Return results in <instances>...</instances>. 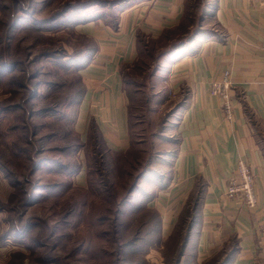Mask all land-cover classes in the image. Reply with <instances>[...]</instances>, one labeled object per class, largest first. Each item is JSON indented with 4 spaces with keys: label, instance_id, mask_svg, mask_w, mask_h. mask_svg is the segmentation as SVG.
<instances>
[{
    "label": "rangeland",
    "instance_id": "1",
    "mask_svg": "<svg viewBox=\"0 0 264 264\" xmlns=\"http://www.w3.org/2000/svg\"><path fill=\"white\" fill-rule=\"evenodd\" d=\"M88 1L0 0V264H171L180 246V233L166 246L154 233L142 240V226L129 244L139 224L140 216L132 215L139 192L129 198L119 218L115 215L133 178L154 169L165 153L175 152L174 109L179 99L157 85L160 67L153 66L158 52L149 51V40L142 41L138 55L122 71L129 153H95L88 146L74 161L61 149L71 138L74 77L59 73V65L67 53L87 42L77 31L64 28L62 7L71 2L77 8ZM93 1L110 7L112 0ZM203 2L188 1L185 26L174 40L201 26ZM53 14L61 17L59 22L42 33L40 21ZM205 23L206 28L217 27L210 18ZM138 59L147 64L146 70L135 69ZM4 64L13 67L2 69ZM32 95L34 102L28 99ZM77 129L84 134L85 126ZM79 164L80 172L70 177ZM138 182L148 184L147 178ZM180 264L208 263L197 261L188 245Z\"/></svg>",
    "mask_w": 264,
    "mask_h": 264
},
{
    "label": "crops",
    "instance_id": "2",
    "mask_svg": "<svg viewBox=\"0 0 264 264\" xmlns=\"http://www.w3.org/2000/svg\"><path fill=\"white\" fill-rule=\"evenodd\" d=\"M184 2L128 0L116 9L115 26L102 20L77 26L95 44L92 58L79 69L84 92L75 129L83 140L92 120L109 149L128 148L120 65L134 60L138 34L157 38L177 25ZM211 10L215 34L168 56L158 72L157 85L183 102L174 113L177 143L170 174L148 206L157 211L166 239L199 178L204 186L189 240L196 260L206 262L233 237L238 248L229 264H264V0H212ZM225 70L233 82L230 119L209 92L210 82ZM81 124L84 138L77 129ZM240 159L254 177L252 209L240 198L224 196Z\"/></svg>",
    "mask_w": 264,
    "mask_h": 264
},
{
    "label": "trees",
    "instance_id": "3",
    "mask_svg": "<svg viewBox=\"0 0 264 264\" xmlns=\"http://www.w3.org/2000/svg\"><path fill=\"white\" fill-rule=\"evenodd\" d=\"M126 1H128V0H112L110 2L111 6L106 7L105 4L100 5L99 2L90 0L86 4L81 5L77 8H72L71 2H67L62 7V13H64V15L62 16L61 21H62V25L64 26V28H66V27L72 28L74 31L78 32L77 33L78 35H80L81 37H84L87 40L86 43H83L81 45H77L75 47V49L71 51V53H67V55L64 58V61L62 62L61 65H59L61 67V69L59 68V70H58L59 73L64 74V76L65 75L66 76L73 75V77H74V89H73V94H72L73 100L71 102H69V104L74 105L73 111L71 110L73 112L72 113L73 118L71 120L72 123H71V126L68 125V130H69V134L71 135V138H68L64 143L65 147L61 148L63 151L68 150L69 151V157L73 158L74 161L76 160L75 157L78 156V153H80V150H83V152L85 154V150L87 149L88 146L95 153H97V151L103 150L107 153L123 154L122 157H125V155L129 153V151L131 150V147H132L130 131H129V146H128V148L125 151H114V150L109 149L106 146V143H105L97 125L92 120H90V122L87 126L86 138L84 141L81 139L80 134L75 129L76 113H77L78 105L80 103V100H81L83 92H84V86H83L81 79H80L79 69L92 58L93 53L95 51L94 41L90 37L86 36L85 34L81 33L80 31H78L77 26L82 24V23H85V22L97 21V20H102L109 25L115 26L116 9H119L121 7V5L124 4ZM188 1L189 0H185V2H184V9H183L182 17H181V19L177 25L170 27L168 29H165L157 38H150V37H147L143 34L137 35V37H136V54L137 55H138L137 52H139V50H138L139 46L142 43V41H144V40H147V41L149 40L150 45H151L149 51L151 53L156 51V50L158 52L156 55L157 61L154 64L153 68L157 64H158L157 67H161L162 61L166 57L172 55L173 53L184 48L185 46H188V45L195 43L199 37L215 34L216 29L206 28L204 25V24H206L205 20H207L208 18H210V19L213 18L212 17V10H211L212 0H204L203 5L201 7V9H202L201 26L197 27V29L193 30L190 34L189 33L187 34V32H185L182 35L183 36L182 38L174 40L176 38V36H178L180 34V32H178V30L181 27L184 28V26H185L184 17H185V12H186V4L188 3ZM60 18L61 17L54 15L51 18L42 19L40 21V23L43 24L41 32L42 33L47 32L48 31L47 25H50V24L55 23V22H59L58 20H60ZM215 26H217L216 22H215ZM49 30H51V29H49ZM50 32L52 33V31H50ZM162 49H164V51L160 52V51H162ZM45 55H46V57H48L47 56L48 53ZM148 56H149V54H148ZM154 61L155 60L153 59L152 62H154ZM128 65H129V63H122L120 65V68H119V72H120V76H121V82H122V89H124L123 88L122 71ZM146 65H147L146 63H144L143 61L138 59L135 63V69L136 70H146ZM9 66L13 67V65L4 64L2 69H9L10 68ZM155 71H154V73H155ZM13 73L14 72H12V70H11V73L8 76L12 75ZM28 78L34 79V75L32 77H28ZM28 99L33 100V102H34L35 97H34V95H32V97H29ZM182 102H183V100H179V102L176 103L174 111L177 110L182 105ZM128 112H129V109H128V103H127L128 130H130L129 129V113ZM37 113H38V111L36 112V114ZM258 126L259 125H257L256 123L254 124V128L257 130V132H259V130H260ZM176 143H177V140L175 142V148H176ZM263 151H264V149H263ZM165 154L167 157H162L158 161V163L159 162L160 163L155 164L154 169L149 167L147 171L143 170L142 172H140L139 174H137L133 178V181L131 182V184L124 191V195L118 204L119 208L117 209V207H118L117 205H116L117 207H115L117 209V210L115 209L116 210L115 215L117 216V218H119V215L121 216L122 212L124 211V209H122V208H123V206L125 207V205L129 202L128 201L129 198L131 196H133V193L139 192L138 200L137 201L135 200L136 203L134 205L137 209H134L133 212H135V213H132V215L138 214L140 216L139 217V224L137 227H135V232H134L135 237L134 236L131 237L130 240L128 241L130 245H133V242H134L136 236H138L137 233H139V230H141L140 226H142L143 230L146 231L143 234V236L141 237L142 240L143 239L145 240L146 236H152V235H147L148 233H150V234L154 233L155 236L162 239V236L160 233V217H159V215L155 209L148 206V202H150V200L156 195L158 190L162 189L165 186L166 180L168 179V176L170 174L169 161L171 160V157L173 156V154H167V153H165ZM160 156H162V155H160ZM80 169H81L80 164L75 165L73 167V170L69 174L70 177H71V175L73 176L75 174H78L80 172ZM151 170H153V172H155V173L151 172ZM128 175H129V173H128ZM145 178H147L148 184L139 186L138 181L145 179ZM203 186H204L203 182L198 178L196 180V184H195L192 192L190 193L188 199L186 200V202L184 204L182 211L180 212V215L178 217V221H177L173 231L170 233V235L167 237V239L164 240L163 244H165V246H166V243L168 242V240H170L172 237L175 238L174 233H178V234L180 233L179 235L181 236V241H180L181 243H180L178 251L175 255V258H174V256L172 257L171 264H180L182 258L185 256V253L188 249V245L190 243L189 240H190V237L192 236V229L194 227L195 221L197 220V210L199 207L200 198H201L202 191H203ZM132 198H135V197H132ZM31 200H32V197H31ZM186 211H190L189 212L190 218H189V221H187V223H185V226L182 227L183 222H184V215H185ZM143 215L147 216V217H144V219H141V217H143ZM137 228H139V230ZM156 245H158V244H156ZM177 247H178V244H177ZM237 248H238L237 247V241L235 238L232 237V238L228 239L227 241H225L224 245L222 246L220 251L215 256H213L212 258L207 260L206 263H208V264H229L234 253L237 252Z\"/></svg>",
    "mask_w": 264,
    "mask_h": 264
},
{
    "label": "built area",
    "instance_id": "4",
    "mask_svg": "<svg viewBox=\"0 0 264 264\" xmlns=\"http://www.w3.org/2000/svg\"><path fill=\"white\" fill-rule=\"evenodd\" d=\"M233 87L232 77L229 70L223 71L220 76L211 81L209 92L216 97L227 118H231V89ZM226 198H240L244 204L252 209L256 204L254 193V177L248 163L240 159L237 163L235 173L227 180L224 191Z\"/></svg>",
    "mask_w": 264,
    "mask_h": 264
},
{
    "label": "bare ground",
    "instance_id": "5",
    "mask_svg": "<svg viewBox=\"0 0 264 264\" xmlns=\"http://www.w3.org/2000/svg\"><path fill=\"white\" fill-rule=\"evenodd\" d=\"M117 6V5H116Z\"/></svg>",
    "mask_w": 264,
    "mask_h": 264
}]
</instances>
